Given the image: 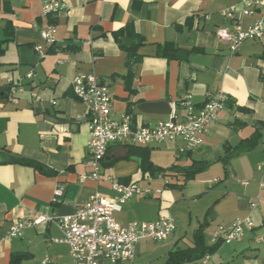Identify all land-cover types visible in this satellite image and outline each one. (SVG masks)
<instances>
[{"label":"crops","instance_id":"obj_1","mask_svg":"<svg viewBox=\"0 0 264 264\" xmlns=\"http://www.w3.org/2000/svg\"><path fill=\"white\" fill-rule=\"evenodd\" d=\"M44 1L0 0V76L20 85L13 92L0 85V264H9L17 254L28 256L20 264H75L68 246L57 241L62 233L55 222L23 229L11 239L3 237L16 222L39 214L70 215L95 195L114 197L108 177L150 191L122 205L114 214L119 224L167 215L175 222L165 241L137 243L132 264H166L171 250L193 246L199 230L205 245L213 246L218 226L247 217L253 231L239 242L219 244L207 264H264V241L255 240L264 238V77L258 72L264 65V32L258 40L244 41L233 55L215 34L219 28L233 29L232 21L221 15L232 6L243 29L257 15L240 16L236 0H60L64 9L44 16ZM51 23L55 40L50 46L40 32ZM131 30L142 45L128 90L123 48L138 42L127 35ZM166 43L177 47L178 59L160 55L158 48ZM87 73L95 74L108 90L112 118L129 113L133 127L166 120L140 113L136 107L142 103L167 101L172 108L189 94L199 106L219 90L227 102L193 151L180 155L181 139L150 147L111 145L99 182H81L80 177L91 172L86 148L89 115L71 83ZM260 126L261 137L251 151L224 160L225 147L250 138ZM131 148L148 151L157 169H185L194 163L203 168L187 181L179 174L148 175L141 171L138 156L129 153ZM11 157L34 161L52 174L10 163ZM58 184L64 193L53 204ZM254 201L257 207L251 210ZM98 263L112 264L102 259ZM196 263L202 264L201 259L190 264Z\"/></svg>","mask_w":264,"mask_h":264},{"label":"built area","instance_id":"obj_2","mask_svg":"<svg viewBox=\"0 0 264 264\" xmlns=\"http://www.w3.org/2000/svg\"><path fill=\"white\" fill-rule=\"evenodd\" d=\"M236 1L241 6L240 16L257 15V18L249 27L243 29L233 6L221 13L224 19L232 21L233 29L219 28L215 34L219 41L228 45L231 55L236 53L244 41L258 40L264 32V0ZM63 9L64 5L60 0L43 2L44 16ZM40 37L51 46L55 40V26L47 25L40 32ZM258 72L260 77H264V65ZM31 77V74L27 75V78ZM0 85H6L11 92L20 87L11 79H3L1 76ZM71 88L74 96L84 103L89 115L86 148L91 172L81 176V182L87 179L99 182L101 163L106 158L111 145L150 147L181 139L183 146L178 149V153L181 155L193 151L202 143L208 125L217 119L218 113L227 102V95L221 90L208 94L199 106L193 104L191 95L185 94L172 105L171 113L166 120L158 121L152 127H133L129 114H123L117 119L112 118L111 97L95 74H78L74 77ZM12 100L16 102L15 99L12 98ZM260 171L264 177V161L260 164ZM158 177L163 176L159 174ZM107 180L110 189L115 193L114 197L105 198L95 195L70 215L52 218L39 214L16 222L6 232L3 240L20 236L23 229L55 222L62 233V238L57 241L68 246L69 256L75 264H99L98 259L112 264H132L137 243L143 240L156 243L165 241L174 231L175 222L171 216L167 215L152 222H130L124 226L119 224L114 214L121 210L122 205L132 198L148 195L150 191L142 189L136 183H121L109 177ZM263 185L262 182L260 186ZM63 193L64 186L56 185L52 203H59ZM256 207L257 201L250 204L251 210ZM253 229L254 225L249 217L237 219L228 226H218L211 237V243L217 245L239 242L246 232H251ZM255 240L262 242L264 238L257 237ZM208 260L209 255H205L201 263L207 264Z\"/></svg>","mask_w":264,"mask_h":264},{"label":"trees","instance_id":"obj_3","mask_svg":"<svg viewBox=\"0 0 264 264\" xmlns=\"http://www.w3.org/2000/svg\"><path fill=\"white\" fill-rule=\"evenodd\" d=\"M136 4V1H134L133 5ZM52 24V23H51ZM118 33L114 35L115 40L118 42ZM130 37H133L137 39V44L136 45H131L130 47L123 48L125 51V64H126V75L123 77L125 80V87L126 89L130 90V83H131V78H132V73H133V68L138 61V55H137V49L139 46L142 45V39L139 37L136 33H134L132 30L127 34ZM159 53L162 57L166 59H178L180 55V51L171 43H166L162 45L161 47L158 48ZM8 92H11V89L8 87V89H5ZM129 114V113H126ZM261 137V126L260 128H256L255 132L253 135L241 141L238 145L236 146H227L225 147V156L224 160L228 161L234 156H238L242 153L249 152L251 151L258 143L259 139ZM129 153H134L138 156L139 159V165L140 169L142 172L147 173L148 175H155V174H161L163 177H171L175 175H181L184 181L190 180L194 177V175L201 170L203 167H201L198 163L192 164L188 168H178L177 166L173 165L169 169H157L153 167L148 151H141V150H136V149H130ZM10 163L13 164H21L25 166H30L41 173L45 175H51L52 172L48 171L44 167L40 166L38 163L30 160H25L17 157H11L9 160ZM219 244L209 246L207 247L205 245V242L203 240V237L201 235V231L199 230L196 235L194 236V243L191 248L187 249H179L176 248L174 250H171L168 253V257L166 260V264H190L193 262H196L200 259H202L205 255H210L214 251H216L219 248ZM28 256L26 255H13L11 257V260L9 264H20L22 260L27 258Z\"/></svg>","mask_w":264,"mask_h":264},{"label":"water","instance_id":"obj_4","mask_svg":"<svg viewBox=\"0 0 264 264\" xmlns=\"http://www.w3.org/2000/svg\"><path fill=\"white\" fill-rule=\"evenodd\" d=\"M137 110L142 114L169 116L171 113V107L167 101H155L147 102L138 105Z\"/></svg>","mask_w":264,"mask_h":264},{"label":"rangeland","instance_id":"obj_5","mask_svg":"<svg viewBox=\"0 0 264 264\" xmlns=\"http://www.w3.org/2000/svg\"><path fill=\"white\" fill-rule=\"evenodd\" d=\"M166 118H167V117H166ZM31 264H41V263H40V261L35 260V261H33ZM196 264H198V263H196Z\"/></svg>","mask_w":264,"mask_h":264}]
</instances>
